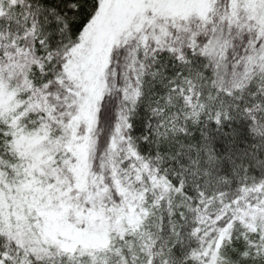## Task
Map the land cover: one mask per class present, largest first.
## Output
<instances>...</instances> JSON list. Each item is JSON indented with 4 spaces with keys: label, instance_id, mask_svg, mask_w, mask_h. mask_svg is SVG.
I'll return each mask as SVG.
<instances>
[{
    "label": "snow or ice",
    "instance_id": "snow-or-ice-1",
    "mask_svg": "<svg viewBox=\"0 0 264 264\" xmlns=\"http://www.w3.org/2000/svg\"><path fill=\"white\" fill-rule=\"evenodd\" d=\"M0 264H264V0H0Z\"/></svg>",
    "mask_w": 264,
    "mask_h": 264
}]
</instances>
